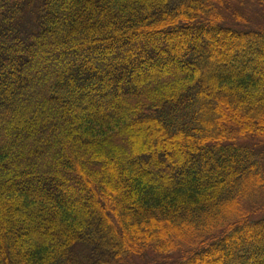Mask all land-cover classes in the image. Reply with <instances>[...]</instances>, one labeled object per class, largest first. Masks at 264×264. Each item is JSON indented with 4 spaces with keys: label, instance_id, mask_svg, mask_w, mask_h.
<instances>
[{
    "label": "trees",
    "instance_id": "16d2710c",
    "mask_svg": "<svg viewBox=\"0 0 264 264\" xmlns=\"http://www.w3.org/2000/svg\"><path fill=\"white\" fill-rule=\"evenodd\" d=\"M244 1L0 0V264H264Z\"/></svg>",
    "mask_w": 264,
    "mask_h": 264
},
{
    "label": "rangeland",
    "instance_id": "374dc122",
    "mask_svg": "<svg viewBox=\"0 0 264 264\" xmlns=\"http://www.w3.org/2000/svg\"><path fill=\"white\" fill-rule=\"evenodd\" d=\"M230 4L233 5L232 9L234 10H229L230 13L223 11L225 17L228 16V14H235L242 16L243 20L239 21L237 19H234L233 17L231 19H227V23L225 21V24H228L231 28L234 30H246V29H255V28H260L263 23L260 18V11L255 8L254 4L248 3L247 1L244 0H230ZM237 8V9H235ZM246 19L248 20L246 23ZM247 26H245V25ZM264 150V144L261 147ZM254 220H259L264 218V214H257L253 215ZM169 241V240H168ZM82 250V249H80ZM84 251V250H83ZM173 253L170 254H164L161 255L160 258L156 257L148 253L144 255L142 258H135L132 260L131 264H173V260L175 259L176 255H172ZM172 255V256H171Z\"/></svg>",
    "mask_w": 264,
    "mask_h": 264
}]
</instances>
